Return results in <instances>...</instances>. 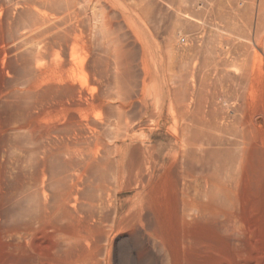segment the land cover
<instances>
[{"label": "rangeland", "instance_id": "rangeland-1", "mask_svg": "<svg viewBox=\"0 0 264 264\" xmlns=\"http://www.w3.org/2000/svg\"><path fill=\"white\" fill-rule=\"evenodd\" d=\"M21 1L0 0V61L3 50L8 58L2 64L7 63L4 71L15 57L11 63L15 73L9 72L3 78L0 74V81L7 84L12 74L22 79L27 74L15 64L21 58L15 55H22L26 46L17 45L18 34L26 32L27 26L37 23V28L42 26L58 36L72 27L71 31L82 27L99 60L102 83L107 81L104 97L115 109L113 119L117 114L115 106L123 99L129 110L127 118L131 124L141 125L138 132L143 131L134 143H144L156 152L159 161L158 167L150 163L142 170L143 176H138L144 179L143 186L136 184L134 173L128 174L133 157L124 159L120 179H116L115 167L106 172L110 182L105 172L94 176L81 194L87 202L71 211L73 218L64 215L57 223L64 227V246L60 250L56 243L63 238L57 241L52 228L39 233L38 243L12 249L9 233H15L14 242L21 243L23 233L37 226L40 205L28 193L37 164L36 145H30L26 134L10 131L5 152L0 147V231L4 230L0 232V264H26L29 253L32 264H264V0H33L34 9L27 5L31 0H25V5ZM35 5L42 10L46 5L48 11H40ZM5 23L7 29L13 26L8 32ZM48 25L52 27L47 29ZM107 33H112L111 40ZM99 38L102 41L96 46ZM116 65L120 68L115 69ZM118 75H126L122 76L125 80ZM155 75L161 78L165 100L157 113ZM143 79L146 87L141 83ZM170 98L172 109L168 106ZM138 100L145 102L141 113L136 110ZM51 117L50 123L61 122L54 112ZM59 163L47 160L49 175L61 174L57 172L62 169ZM102 178L107 185L101 193L96 186ZM128 184L133 185L119 191L120 186Z\"/></svg>", "mask_w": 264, "mask_h": 264}, {"label": "bare ground", "instance_id": "bare-ground-1", "mask_svg": "<svg viewBox=\"0 0 264 264\" xmlns=\"http://www.w3.org/2000/svg\"><path fill=\"white\" fill-rule=\"evenodd\" d=\"M20 2H22V1L20 0ZM23 2L25 5V0ZM40 2H42V1H40ZM45 2H47V1H45ZM17 4L18 3H16V6H17ZM28 4H29V6L30 5L32 6L33 4H35V2L33 0H31L30 3L29 2L27 3V5ZM44 4H46V3H44ZM48 4L49 3H47V6H48ZM52 5H54V4L52 3ZM20 6H22V5H20ZM38 6H36V9H40V8H37ZM43 6L47 7L46 5H43ZM45 7H42V8H44L43 10L48 11V9H45ZM3 8H5V7H3ZM32 9H34V5L32 6ZM1 10H3V9H1ZM41 10L42 9H40V11ZM27 11H29V10L27 9ZM45 11H43V12H45ZM43 12H41V13H43ZM52 12L53 11H51V13ZM0 13L2 15L1 11H0ZM32 13H35V12H32ZM36 16H38V15H36ZM11 17H13V15ZM38 17L41 18V16H38ZM38 17H35V19H37ZM29 19L31 22L33 17H32V19L31 18H29ZM6 20H8V19H6ZM38 20H40V19L38 18ZM45 20H44V22H45ZM1 21H2V19H1ZM8 22L10 23V21H8ZM32 22L34 23V19ZM46 22H48V21H46ZM49 22H51V21H49ZM52 22L54 24V21H52ZM29 24H31V23H28V25ZM36 24L37 23H35L33 25L31 24L27 27L25 24L24 28L23 27L22 28L25 29V27H26L27 28V29H25L26 32H21V33L17 32L18 30H16V29L19 28V26H16L17 28L15 29L16 32L19 33L18 34V38H19L18 43L19 44H17V45L19 47L21 44L26 45L24 47L25 51H23V54L21 53L22 55H20V53L18 55H15L18 57L21 56L20 60L18 58V60L15 61V64L17 63V65L19 67H21L22 69H25L24 72L25 73L27 72V74L24 73L26 76H25V78L23 77V79L21 78L22 76L20 77L18 75L19 77H17L16 74L15 75L12 74V78H10V81L8 78L7 84H6V81H5V83H3V80H2V82L0 81V93L1 92L3 93V94L1 93V95H3V97L1 96L3 98L1 101L4 104L2 106L0 104V147L2 146V150L5 152L6 149L4 147H5V144L7 143L6 142L7 138L9 139V136L12 135V133L10 134V131L12 132L13 130L18 131L21 134H26V137L28 136V138L32 141V142L30 141V145H31V143L32 144L34 143L36 145L35 146L37 149L36 152L38 154L36 153L37 156H36L35 161H37V164H36V168H35V173L32 176L33 177V180H32L33 182L31 181L32 185H30V188L28 187V189H29L28 193H30L31 195H34V197L36 198V201L40 205L39 209H38L39 212L37 211V213H39L38 214L39 218L37 221L38 222L37 226H35L34 228H28V226H27L28 230L25 233H23L24 235H22L20 237L21 241H19V242H21V243H18V241L14 242V240L16 239L15 233H9L10 239H8V237H7V239L9 240L8 244L12 249H15L16 247H20V246H28V244H34L35 242L38 243V240H37L38 235L40 232H43L44 229L49 228V231H50L51 230L50 228H52L53 232H54V236L56 235L58 237L56 239L57 241L59 240V238H63V239L59 240V242L56 243V245H58V248L60 250L61 246H64L61 244L62 241L64 240V227L61 228V226H59L57 223L60 222L62 219H64V215H68L69 217L73 218V215H72L73 212L71 213V211L76 210L78 205L80 207L81 204H83V203L85 204L87 202L86 200H85L86 202L84 201L83 196L81 194H82L84 188L89 184V182L92 181L94 176H96L97 174H100V173L103 174L105 172V174H107V176L106 175H104V176H106V179L108 178L107 180L110 182L109 173H106V172L112 171L113 167H115V169H113V171H114V174L116 175V179L117 178L120 179L121 176H123V174H122L123 165L122 164H123L124 159L126 157H133L134 161H133V164H131V166L128 168V174L134 173L135 178H133V179H135L136 184L143 186V180L144 179L141 180L138 178V176L139 175L143 176L142 170L144 168H148V164L151 163L154 167H156L158 165L159 159L157 156H155L157 154H154L156 152L151 150L148 146L145 147L143 145L144 143L143 144L134 143L135 142V141H133L134 138L142 135L143 131L138 132V130H142L141 125L140 124H131V122L127 118V112L129 110L128 111L126 110V108H125L126 102L123 99H121V101H120V99L118 98L119 99L118 101H120V104L117 107L115 106L117 104L114 105L116 110H117V114H116L115 119H113L112 113L115 112V109L106 103V100L104 97V93L106 92V90H105L106 88L104 89V87H107L108 84L106 85V83H107L106 80H105L106 83H102V80H101L102 79L101 78L102 77V69H100L98 67L99 60L93 54L91 38H89V36H88L89 34L83 32L84 30L83 31L81 30L82 27L79 30L71 31L72 29H74L72 27V29H69L66 32L60 31L61 36H58V34H56V35L55 34H49L48 31L44 28L41 29L42 24L40 25L38 23L41 27H40V29L37 28ZM57 24H59V22H57ZM9 25L11 26V24H9ZM52 25H48L47 29H50L49 26L52 27ZM6 26L7 25L5 23L4 28L6 31L11 30L13 27L12 26L11 29H7ZM106 27L107 26H105V28ZM120 28H122V27H120ZM120 28H119V30H120ZM95 31H97V29ZM16 32H14V35L16 34ZM60 32H59V34H60ZM93 32H94V29H93ZM117 32H118V30H117ZM9 33L11 34V32H9ZM9 33L8 34L6 33V35H9ZM55 33H57V32H55ZM112 33H110V34H112ZM121 33H122V36L124 35L123 37L126 38L125 34H123V31ZM110 34H108L109 36H107L108 39L111 36ZM12 35H13V33H12ZM24 35H26V36H24ZM101 35H104V34H101ZM94 36H92L93 39H94ZM0 37H1V39H3V36L0 35ZM95 37L97 38L98 36H95ZM123 37H121L122 40L124 39ZM6 38H7V40L10 39L8 37H6ZM103 38H105V37H103ZM100 39H102V38H99L98 39L99 41L97 40L98 43H95V44H97L96 46H98L99 43L102 41ZM108 39H106L107 43H109ZM111 39L112 38H110V40ZM11 40H12V38H11ZM103 41H105V40H103ZM112 42H113V40H112ZM127 42H128V40H127ZM114 43H113V46H115ZM120 43H121V41H120ZM109 44H111V43H109ZM124 44H123V46H124ZM1 45H3V44H0V46ZM8 45H10V43ZM18 46H17V48H18ZM157 46H158V44H157ZM12 47H13V45H12ZM105 47H107V46H105ZM108 47H111V46L108 45ZM14 49H16V48H14ZM5 51L3 50L1 61H0V64H1L0 65V74H1L2 78L4 77V75H7V73H9V72L15 73L14 67L11 65V63H13L12 60H14V58H15L14 56H12L14 58L12 60H10V65L7 66L8 69L6 70V68H5L6 71L3 70L4 69L3 67L7 65V63L5 62L6 65H4L2 67V64L5 60V58H7ZM20 51L22 52L21 49H20ZM149 51H150V49H149ZM16 52H17V50H16ZM126 52H127V50H126ZM113 53H114V51H113ZM115 54H117V53L115 52ZM127 56L128 55L126 54V57ZM12 57H10V59ZM126 57L123 56V58H125L127 60ZM112 58H114V57H112ZM117 58H119V57L117 56ZM7 60H8V58H7ZM108 60H110V59H108ZM123 61H124V59H123ZM126 62H125V65L129 64V63L126 64ZM128 62H129V59H128ZM151 62H153V61H151ZM102 65H103V63H102ZM125 65H123V66H125ZM116 66L117 67H115V66H113V67H115V69L116 68L118 69L121 67V64L119 65L120 67H118V65H116ZM105 68L109 69L107 67H105ZM154 69H156V68H154ZM112 70H114V69H112ZM104 71H106V70H104ZM127 71H129V70H127ZM122 72H124V71H122ZM122 72H121V74H124ZM104 73H106V72H104ZM110 73H111V71H110ZM110 73H109V75H112ZM114 73L117 74L115 71H114ZM119 74H120V72H119ZM171 75H173V74H171ZM120 76L122 77V76H126V75H120ZM157 76L155 75L156 78H155V81L153 82L155 84V85L154 84L153 85L155 87L154 93H155V103H156V107H155L156 109L155 110H156V113L158 112V110L163 109L164 102H165L164 97H163V92L161 90V83H160L161 78H159ZM7 77L8 76H6V79H7ZM18 78H21L20 81H18ZM103 79H105V78H103ZM117 79H118V77H117ZM122 79H124V77H122ZM115 80H116V78H115ZM110 81L112 82V80H110ZM135 81H136V79H135ZM116 82H117V80H116ZM118 83L119 82H117V84ZM141 83L143 86L146 87L147 83H145L144 79L142 80ZM124 84H126V83H124ZM178 84H179V82H178ZM114 85H116V84H114ZM112 86H113V84H112ZM112 86L110 85L109 87H112ZM123 87H122V90L124 89ZM173 87H175V86L173 85ZM127 88H128V86L125 88V90ZM148 88L150 89V87H148ZM152 89L153 88L151 87V90ZM99 90H102L101 93H98ZM110 94H112V93H110ZM126 94H128V91ZM126 94H123V95L126 96ZM109 95L108 94L106 95L107 98H109ZM119 96H122V95H119ZM170 97H171V95H170ZM114 98L116 99V97H111V99H114ZM134 99H135V97H134ZM172 101L173 100H171V98H170L169 104H168L170 109L173 108L172 107V104H173ZM138 102H139V105H138V107L136 106L137 107L136 110L138 113H141V112H143L142 108H143V104H145V102L143 104H142V100H138ZM108 103H110V102H108ZM130 103H131V101H130ZM152 103H154V101ZM134 108L135 107H133V109ZM169 111H171V110H169ZM52 112H54L61 119V122L56 121V122L50 123V120L53 119L51 117ZM184 113H182V114H184ZM131 115H133V113ZM174 118L177 119L176 117H174ZM139 122H140V120H139ZM143 125H145V124H143ZM148 125H150V123H148ZM174 130H175V128H174ZM18 132H17V134H18ZM26 137H25V139L27 140ZM128 140H129V142H127ZM138 142H140V141H138ZM245 143H246V141H245ZM32 151H33V148H32ZM47 160H50V161L56 160V162L58 161L61 163L62 167L60 165V168H62V169L60 171L59 170L57 171L58 173L61 172V174L59 173L60 174L59 176L54 177L52 175L53 173L49 175L50 172H48V171H50V170H48L49 168L47 167L48 166ZM129 161H130V159H129ZM32 163L35 164V162H33V161H32ZM49 163H51V162H49ZM53 163L56 165L55 162H53ZM51 164H49V165L51 166ZM57 167H59V166H57ZM52 168H54V167H52ZM30 170H31V168H30ZM52 172H53V169H52ZM57 172H55V173H57ZM2 176H3V174L1 175V177ZM110 178H111V176H110ZM142 178H144V177H142ZM97 182H98V184L96 186L97 190H100V192L102 193L103 191L106 190L105 188H106L107 184L104 183L103 178H102L101 183L99 181H97ZM125 182H127V181H125ZM96 183H95V185H96ZM113 184H115V183H113ZM129 184L124 185V186H120L119 191L126 190V189L130 188L131 185H133V184H131V185H129ZM113 190H114L113 193H115V189H113ZM139 190H141V189L139 188ZM108 191L109 190H107V193H108ZM95 194H98V193H96V191H95ZM99 195H100V193H99ZM105 196L106 195H103V197H105ZM110 197H112V196H110ZM103 199H101V200H103ZM109 201H111V200L109 199ZM0 202H1V198H0ZM97 202H100V200ZM104 202H105V199H104ZM104 202H100V203L102 204ZM92 203H93V201H92ZM89 204L91 205V203H89ZM94 204H95V201H94ZM83 207H85V206H83ZM91 207L92 206H90V208ZM86 209H88V208H86ZM104 209H105V205H104ZM94 211H91V212L94 213ZM208 212H210V211H208ZM93 213H91V214H93ZM96 213H98V212H96ZM75 214H77V213L75 212ZM0 216H1V212H0ZM32 216L34 217V215H32ZM78 216L79 215L77 214V217ZM25 221H26V219H25ZM88 224H89V220H88ZM22 227H24V226H22ZM8 229H9V227H8ZM16 231H17V229H16ZM0 232L4 233V230L1 229ZM21 232H24V231H21ZM21 232H20V234H21ZM89 233H87V235ZM93 233H95V232H93ZM20 234H19V236H20ZM95 235H93V236H95ZM6 236H8V235H6ZM19 236H17V237L19 238ZM72 236H73V234H72ZM93 236L91 235V237H93ZM83 237H84V235H83ZM94 239H96V238L94 237ZM40 241H42V240L40 239ZM48 241H49V239H48ZM3 243H4V241H3ZM14 251H16V250H14ZM21 251H23V250H21ZM21 251H20V253H21ZM12 252H10V253H12ZM23 252H25V251H23ZM61 253H62V250H61ZM24 254H26V253H24ZM29 254H30V260H28V262H26V264H32L33 263V260H32L33 256H31L32 253H29ZM52 259H54V258L52 257ZM14 260H16V259H14ZM19 263L22 264V262H19ZM61 263H59V264H61Z\"/></svg>", "mask_w": 264, "mask_h": 264}]
</instances>
